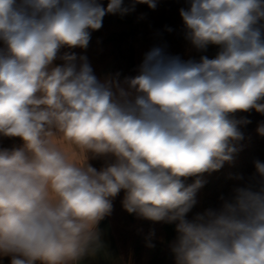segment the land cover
<instances>
[{
    "label": "clouds",
    "instance_id": "obj_1",
    "mask_svg": "<svg viewBox=\"0 0 264 264\" xmlns=\"http://www.w3.org/2000/svg\"><path fill=\"white\" fill-rule=\"evenodd\" d=\"M137 4L157 7L0 0V137L22 141L0 148V257L10 264H78L94 254L121 191L128 213L175 222L176 264H264V183L186 218L199 177L240 150L238 125L249 121L231 114L264 113V0H187L185 38L201 52L218 46L214 58L182 61L155 47L121 81L98 79L86 56L59 55L86 49L106 14ZM98 157L111 160L98 170L88 162ZM254 164L264 180V163Z\"/></svg>",
    "mask_w": 264,
    "mask_h": 264
},
{
    "label": "trees",
    "instance_id": "obj_2",
    "mask_svg": "<svg viewBox=\"0 0 264 264\" xmlns=\"http://www.w3.org/2000/svg\"><path fill=\"white\" fill-rule=\"evenodd\" d=\"M107 6L108 0H99ZM157 7L150 9L147 4H137L135 10L123 16L106 14L99 30L91 31L86 49L62 48L86 56L94 74L103 80L120 74L125 77L138 74L145 54L155 47L163 50L165 56L179 57L182 61H199L202 55L214 58L218 46L209 45L207 51H197L185 38V28L179 14L187 7V0H156ZM130 0H124L127 5ZM171 29V31H169ZM3 46V44H2ZM56 65L63 61L55 60ZM264 125V118L253 128L238 157L213 176L203 180L204 186L196 193L197 203L186 215L191 220L196 214L208 209L219 210L225 200H230L235 189L251 186L258 188L262 180L256 172L255 161L264 163V135L257 128ZM19 147L22 141L17 138ZM110 157L90 158V164L98 170L110 162ZM124 192L113 200L111 215L107 216L125 264H176L171 245L176 240L175 222L152 221L128 213L122 206ZM40 264H43L40 261Z\"/></svg>",
    "mask_w": 264,
    "mask_h": 264
},
{
    "label": "crops",
    "instance_id": "obj_3",
    "mask_svg": "<svg viewBox=\"0 0 264 264\" xmlns=\"http://www.w3.org/2000/svg\"><path fill=\"white\" fill-rule=\"evenodd\" d=\"M54 66L56 62L54 61ZM264 103V101H261ZM230 118L235 120H247L249 121L246 124L238 125L239 131L243 134L244 139L238 142V146L240 150L234 155L233 160L231 162H225L224 165L217 171L210 172L208 174H202L199 178L205 180L209 178V176H213L218 173L220 170L228 166L232 163L239 155L242 147L244 146L248 136L250 135L253 128L264 118V113L257 112L255 109H252L248 112H236L231 114ZM89 162V161H88ZM90 163V162H89ZM197 177H188L184 179V183L186 185L192 184ZM99 230L101 232V243L102 247L96 251L94 254L85 255L78 264H125L123 259L121 258L118 246L110 225V221L106 216L99 224ZM10 257L2 256L0 257V264H9Z\"/></svg>",
    "mask_w": 264,
    "mask_h": 264
},
{
    "label": "rangeland",
    "instance_id": "obj_4",
    "mask_svg": "<svg viewBox=\"0 0 264 264\" xmlns=\"http://www.w3.org/2000/svg\"><path fill=\"white\" fill-rule=\"evenodd\" d=\"M3 47L4 46H2V42H0V49H3ZM16 139L17 138H4V137H0V148H8V149H11V148H14V147H19L18 144H17V142H16ZM208 173H210V172H208ZM208 173H204V174H208ZM211 174H208V175H211ZM34 264H40V261L37 260V261L34 262Z\"/></svg>",
    "mask_w": 264,
    "mask_h": 264
}]
</instances>
